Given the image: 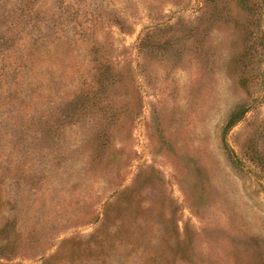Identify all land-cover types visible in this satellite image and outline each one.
Wrapping results in <instances>:
<instances>
[{
  "label": "rangeland",
  "instance_id": "1",
  "mask_svg": "<svg viewBox=\"0 0 264 264\" xmlns=\"http://www.w3.org/2000/svg\"><path fill=\"white\" fill-rule=\"evenodd\" d=\"M0 264H264V0H0Z\"/></svg>",
  "mask_w": 264,
  "mask_h": 264
},
{
  "label": "trees",
  "instance_id": "2",
  "mask_svg": "<svg viewBox=\"0 0 264 264\" xmlns=\"http://www.w3.org/2000/svg\"><path fill=\"white\" fill-rule=\"evenodd\" d=\"M238 121H239L238 118L234 117V118H232V124H229V125L232 126V125L236 124Z\"/></svg>",
  "mask_w": 264,
  "mask_h": 264
}]
</instances>
